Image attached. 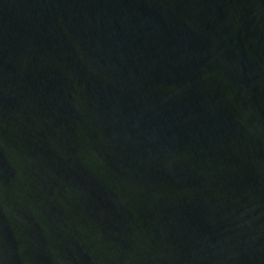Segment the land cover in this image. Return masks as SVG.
I'll return each mask as SVG.
<instances>
[{"label": "water", "instance_id": "obj_1", "mask_svg": "<svg viewBox=\"0 0 264 264\" xmlns=\"http://www.w3.org/2000/svg\"><path fill=\"white\" fill-rule=\"evenodd\" d=\"M0 264H264V0H0Z\"/></svg>", "mask_w": 264, "mask_h": 264}]
</instances>
